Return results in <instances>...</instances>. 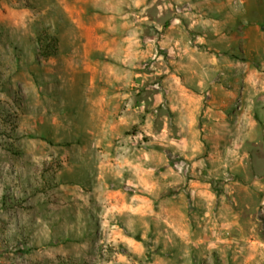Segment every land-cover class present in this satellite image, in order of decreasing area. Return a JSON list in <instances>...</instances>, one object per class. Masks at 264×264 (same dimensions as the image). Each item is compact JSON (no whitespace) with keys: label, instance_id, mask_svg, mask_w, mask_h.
Listing matches in <instances>:
<instances>
[{"label":"clouds","instance_id":"9594fccd","mask_svg":"<svg viewBox=\"0 0 264 264\" xmlns=\"http://www.w3.org/2000/svg\"><path fill=\"white\" fill-rule=\"evenodd\" d=\"M0 264H264V0H0Z\"/></svg>","mask_w":264,"mask_h":264}]
</instances>
